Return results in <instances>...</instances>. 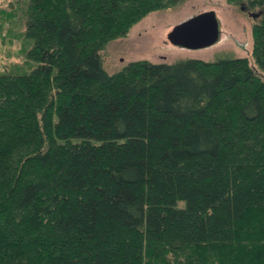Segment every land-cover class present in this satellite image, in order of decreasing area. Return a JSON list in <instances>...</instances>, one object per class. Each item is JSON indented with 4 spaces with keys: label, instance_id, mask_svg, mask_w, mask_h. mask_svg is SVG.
Returning <instances> with one entry per match:
<instances>
[{
    "label": "trees",
    "instance_id": "trees-1",
    "mask_svg": "<svg viewBox=\"0 0 264 264\" xmlns=\"http://www.w3.org/2000/svg\"><path fill=\"white\" fill-rule=\"evenodd\" d=\"M183 1L30 0L35 66L0 72V264H264V10L256 66L103 64Z\"/></svg>",
    "mask_w": 264,
    "mask_h": 264
},
{
    "label": "rangeland",
    "instance_id": "rangeland-1",
    "mask_svg": "<svg viewBox=\"0 0 264 264\" xmlns=\"http://www.w3.org/2000/svg\"><path fill=\"white\" fill-rule=\"evenodd\" d=\"M29 4L30 0H0V72H28L35 66L26 55L31 45L25 36V13ZM206 10H215L221 21L219 43L188 49L168 40V32L174 25ZM263 10L249 7L243 0H185L171 7L152 10L134 23L125 36L116 37L107 44L102 54L104 67L113 73L138 59L173 62L195 57L213 61L226 56L246 57L255 65L253 31L263 16L260 13ZM251 12L260 14L253 17Z\"/></svg>",
    "mask_w": 264,
    "mask_h": 264
},
{
    "label": "water",
    "instance_id": "water-1",
    "mask_svg": "<svg viewBox=\"0 0 264 264\" xmlns=\"http://www.w3.org/2000/svg\"><path fill=\"white\" fill-rule=\"evenodd\" d=\"M259 14L250 13L253 17ZM167 36L168 40L178 47L199 49L220 42L222 25L215 10H206L174 25Z\"/></svg>",
    "mask_w": 264,
    "mask_h": 264
}]
</instances>
